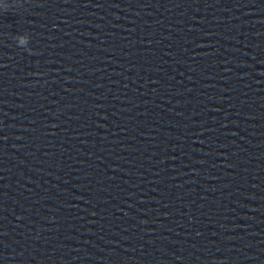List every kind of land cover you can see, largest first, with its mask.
Returning a JSON list of instances; mask_svg holds the SVG:
<instances>
[{
    "label": "water",
    "instance_id": "1",
    "mask_svg": "<svg viewBox=\"0 0 264 264\" xmlns=\"http://www.w3.org/2000/svg\"><path fill=\"white\" fill-rule=\"evenodd\" d=\"M0 264H264V0H0Z\"/></svg>",
    "mask_w": 264,
    "mask_h": 264
}]
</instances>
